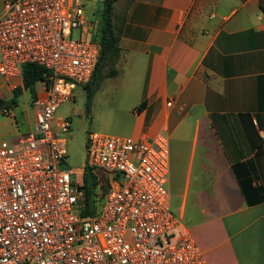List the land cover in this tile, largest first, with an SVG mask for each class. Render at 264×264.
<instances>
[{"label":"crops","instance_id":"crops-1","mask_svg":"<svg viewBox=\"0 0 264 264\" xmlns=\"http://www.w3.org/2000/svg\"><path fill=\"white\" fill-rule=\"evenodd\" d=\"M261 2L117 0L112 8L115 69L135 99L130 132L167 136L171 208L205 264H264Z\"/></svg>","mask_w":264,"mask_h":264},{"label":"built area","instance_id":"built-area-1","mask_svg":"<svg viewBox=\"0 0 264 264\" xmlns=\"http://www.w3.org/2000/svg\"><path fill=\"white\" fill-rule=\"evenodd\" d=\"M84 0H1L0 78L20 83L22 66L49 72L39 82L28 131L0 140V264H205L175 216L167 190V136L88 133L86 162L107 178L95 214L80 217L83 170L59 168L70 120L56 108L89 82L99 58ZM83 168V169H84Z\"/></svg>","mask_w":264,"mask_h":264},{"label":"rangeland","instance_id":"rangeland-1","mask_svg":"<svg viewBox=\"0 0 264 264\" xmlns=\"http://www.w3.org/2000/svg\"><path fill=\"white\" fill-rule=\"evenodd\" d=\"M102 0H84V8L95 31L99 19ZM1 7V0H0ZM92 31V30H91ZM116 77H106L104 68L90 89L76 85L74 98L61 103L54 112V122L70 120L68 132L62 133L55 128V135L65 140L66 156L59 168L78 173L86 162L85 143L88 133H99L116 137L132 136L130 130L133 117L129 107L135 102L128 84L123 81L126 74L116 67ZM100 76V77H99ZM94 85V86H93ZM20 83L0 78V99L8 100L14 88ZM39 84L36 89H39ZM28 95L23 91L16 106L7 113H0V140L13 139L28 131L32 112L26 108Z\"/></svg>","mask_w":264,"mask_h":264},{"label":"trees","instance_id":"trees-1","mask_svg":"<svg viewBox=\"0 0 264 264\" xmlns=\"http://www.w3.org/2000/svg\"><path fill=\"white\" fill-rule=\"evenodd\" d=\"M116 1L117 0H102L98 24L96 25L95 31L93 29V22L90 20L92 40L99 44L100 50L98 62L92 77L89 82L84 85L87 89L92 87L97 76L101 74L104 68L107 69L105 73L106 77H114L117 73L115 64L119 58L120 48L118 46V37L111 16L113 4ZM260 8L264 12V2H261ZM48 76L49 72L43 67L34 63L24 64L22 66L21 86L13 89L10 99H0V113L5 114L11 108L15 107L17 99L22 95L23 91L27 93V103L30 104L36 97V85L39 82L45 81ZM82 180L84 195L79 215L80 217H90L97 212L102 204L108 181L101 173H96L91 168L86 167L83 169Z\"/></svg>","mask_w":264,"mask_h":264}]
</instances>
